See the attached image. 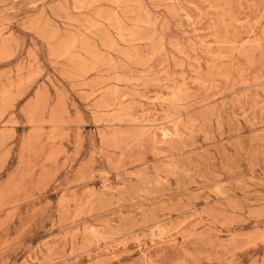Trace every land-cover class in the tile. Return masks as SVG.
Instances as JSON below:
<instances>
[{
    "label": "rangeland",
    "instance_id": "1",
    "mask_svg": "<svg viewBox=\"0 0 264 264\" xmlns=\"http://www.w3.org/2000/svg\"><path fill=\"white\" fill-rule=\"evenodd\" d=\"M0 264H264V0H0Z\"/></svg>",
    "mask_w": 264,
    "mask_h": 264
},
{
    "label": "bare ground",
    "instance_id": "2",
    "mask_svg": "<svg viewBox=\"0 0 264 264\" xmlns=\"http://www.w3.org/2000/svg\"><path fill=\"white\" fill-rule=\"evenodd\" d=\"M57 5H58V4H57ZM58 6H59V5H58ZM88 19H89V18H88ZM89 20H90V19H89ZM107 23H108V22H107ZM96 26H97V25H96ZM99 26H100V25H99ZM93 27H94V26H93ZM97 27H98V26H97ZM78 35H79V34H78ZM78 37H79V36H78ZM85 40H86V39H85ZM72 45H74V44H71V46H72ZM112 47H113V45H112ZM173 170H174V169H173Z\"/></svg>",
    "mask_w": 264,
    "mask_h": 264
}]
</instances>
